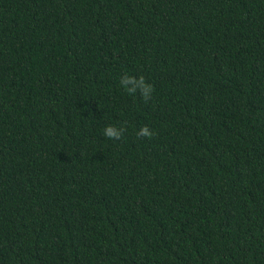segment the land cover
Instances as JSON below:
<instances>
[{
	"label": "trees",
	"instance_id": "16d2710c",
	"mask_svg": "<svg viewBox=\"0 0 264 264\" xmlns=\"http://www.w3.org/2000/svg\"><path fill=\"white\" fill-rule=\"evenodd\" d=\"M0 264H264V0H0Z\"/></svg>",
	"mask_w": 264,
	"mask_h": 264
},
{
	"label": "clouds",
	"instance_id": "9594fccd",
	"mask_svg": "<svg viewBox=\"0 0 264 264\" xmlns=\"http://www.w3.org/2000/svg\"><path fill=\"white\" fill-rule=\"evenodd\" d=\"M120 86L123 90L129 95H136L139 93L141 98L145 103L149 102L152 99V93L154 92V86L146 82L143 75L140 76H131L124 74L119 80ZM126 129L121 127H116L114 125H107L103 130V135L108 139L120 140ZM154 135L153 131L148 126H142L137 132L139 137L151 138Z\"/></svg>",
	"mask_w": 264,
	"mask_h": 264
}]
</instances>
